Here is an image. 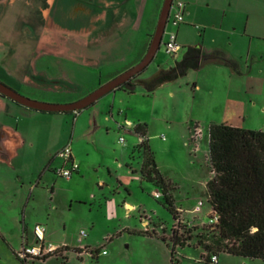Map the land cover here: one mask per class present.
I'll return each instance as SVG.
<instances>
[{
	"label": "rangeland",
	"instance_id": "1",
	"mask_svg": "<svg viewBox=\"0 0 264 264\" xmlns=\"http://www.w3.org/2000/svg\"><path fill=\"white\" fill-rule=\"evenodd\" d=\"M38 1L39 7L34 8ZM164 1L125 2L129 25L118 29L117 37L126 35L137 16L141 22L130 35L131 43L127 48L124 45L111 49L109 41L94 42L91 37L84 43L68 36L55 40L50 46H37V35L42 32L54 34L52 31L55 29L50 28L51 17L58 24H70L78 29L79 24H89L88 15L81 12L74 18L69 6L66 10L60 6L61 10L46 20L47 0H8L5 10L0 11V81L32 100L55 104H68L66 100L72 99L78 101L119 76L114 74L138 58L137 63L122 73L140 63L152 42ZM180 1L186 5L185 21L177 27L170 24L168 30L177 33L182 48L177 56L168 54L164 37L153 61L137 75V79L151 78L159 69L174 66L183 59L190 46L208 50L221 48L243 61L245 72L249 67L253 68L246 76L230 78L224 70L228 66L206 64L202 69H191L176 80L152 90L138 83L133 93L117 92L125 95V105L121 108L131 109L129 119L134 126L138 118H145L149 127V145L162 174L173 183L175 189L172 194L176 198V206L183 211L182 221L178 223L175 220L164 197L158 199L154 196L160 189L141 178L139 170L143 158L136 151L140 137L133 128L118 129L117 110L112 119L113 128H105L99 132L98 138L103 146L102 152L110 149L105 155L110 157L107 160L112 168L117 164L112 150L131 145L128 159L133 170L128 171L134 180L129 190L123 187L120 193L116 192L119 186L116 176H110L106 168L93 167L81 182L74 181L76 176L64 178L48 169L49 152L64 139L67 125L59 114L34 111L37 113L34 117H44L40 118L43 120L40 124L47 126L48 130L54 129L55 141L48 145L40 141L36 147H27L25 151L19 148V155L12 154L8 162L0 159V264H23L17 253L24 237H28L30 243L35 241L36 224L44 228L47 246L53 244L63 248L46 259L36 260L35 264H81L82 260L84 264H172L173 244L169 237L174 225L180 234L186 235L189 221L185 216H199L204 220L202 225L207 226L212 206L205 187L213 176L209 158V127L212 123L221 124L228 117L231 108L226 92L229 87L232 88L231 99V96L242 95L235 94L233 87L255 90H252L255 95H243L247 105L241 128L264 131V0ZM67 2L64 0L65 4ZM82 4L93 8L89 3ZM26 23L32 29L26 28ZM143 51L145 53L140 57ZM113 97L114 92H111L100 98L98 103L78 111L88 113L98 106L104 108L105 117L110 118L111 103L106 102L108 99L112 102ZM19 118L21 122L27 120V116ZM196 126L202 130V135L192 138ZM121 137L124 141L120 144ZM100 157L104 158L102 153ZM105 184L113 186L105 187ZM123 197L133 203L136 210L129 215L121 210L114 221L105 218V199H118L122 205ZM200 202L201 210L193 212ZM191 225L194 226L193 223ZM145 230L150 234H143ZM81 231L86 232L82 239ZM79 247L87 249L80 252ZM94 249L105 253L96 257L92 252ZM203 254L204 248L195 240L184 247L177 245L173 264H264L262 259L227 253H220L219 262L212 263L206 261Z\"/></svg>",
	"mask_w": 264,
	"mask_h": 264
},
{
	"label": "crops",
	"instance_id": "2",
	"mask_svg": "<svg viewBox=\"0 0 264 264\" xmlns=\"http://www.w3.org/2000/svg\"><path fill=\"white\" fill-rule=\"evenodd\" d=\"M47 1L49 3V8H47V15L45 16L46 20L48 16H53L54 12L60 11L61 10L60 6L63 7V10L69 9L68 8L69 6L70 7L69 10L72 12L73 6L76 4V1H79L81 3L84 2V3L91 4L93 8H88L86 7L85 4H82L74 8L75 9L74 11L77 12V15H74L75 16L74 18H76L81 12L88 15L89 24L87 23V25H89V27H87L86 23H83L84 25L81 26L79 24V27L77 29L76 28L77 26H70V24H64V25L58 24L59 22L56 21V19H53L51 17L50 21H51L52 27L50 28L55 29L52 31L54 34L53 36L51 34L45 35L42 32L40 35H37L38 37L37 46H39L40 44L44 46H50V44L51 43L53 44L55 40L56 41L63 40L65 36H68V38H72L74 41H81L84 43L87 42V38L90 39L91 37L93 39L92 41L94 42L104 43L106 41H109L108 43L112 44L111 49H113L114 46H116L115 48H118L119 46H124V45H125V48H127L129 43H131V39H129L130 35L134 32L136 27L139 26V23L141 22V19L139 18V16H137L133 25L130 26V29L126 32V35L124 37L122 36L118 38L116 35L117 30L123 27H128L129 25V17L123 5L125 2H122V0H93L89 2L85 0H68L67 4L64 3V0H47ZM28 2L30 3V1ZM231 5H232V2H231ZM36 6L39 7V1L33 7L36 8ZM43 13H45V11ZM94 22H96V25L93 26ZM25 26L26 28L32 29L31 25L29 26L27 24ZM45 27H47V25H45ZM46 30L47 29L45 28L44 32ZM87 44H90V41H88ZM147 46L148 45L146 44V47ZM148 47H150V45ZM201 49L203 52L202 55L211 53V54L217 55L219 57L218 58L219 60H221L222 57H225V58H229V59L236 61L237 63L236 68H233L227 65L226 63L219 62V61L218 62L212 61L210 63H207V64H218L222 66H228V67H225L227 69H224V70H227L226 71L227 75L230 78H240V77L246 76L253 69L252 67L251 68L249 67V71L245 72V68H244L245 66L243 64V61H241L235 56L233 57L227 54V52L221 50V48L220 49L214 48V49L208 50L207 48L201 47ZM144 51L142 52V55L140 57L144 55L145 53ZM139 59L140 58H138V60ZM138 60H135V62H132L127 67L122 68V70H119L114 75H117V74L121 75L124 70L128 69L129 67L137 63ZM205 66L207 65H202L200 66L199 69H202ZM148 79L149 78L141 80L138 78L136 81H134V84L135 85H137L138 83L145 84V81ZM233 88H234L235 94H242V95L241 96L239 95V97H236V98L235 96H231L232 97L231 99L230 93H231L232 88L231 87L228 88L226 92L227 97H228L227 101H229V108H231V111L228 113L229 115L227 114L228 117H225L223 119V122L221 123L230 124L236 127H241L242 126L241 119L246 112L245 107L247 105L245 101V97H246L245 94L247 96H248L247 93H251L255 95V93L253 92L255 90H253L252 88L247 89V87H243V89L241 87L240 88L233 87ZM116 90H115L116 93L115 91H112L114 92V97L112 99V102L110 101V99H108V101L106 102V103H111L110 118L105 117V114L103 112L104 108H100L98 106L95 107L92 111H89L88 113H85V112L80 113L79 111L47 113V114H59L58 116H61L60 118L65 120L66 125H67L66 136L64 137L63 140H60L59 142H57L56 144L57 147L54 150L49 152L50 155H49V160H48L49 164L47 166L48 169H51L54 173H56L55 172L56 168L64 166L63 160L57 156V153L64 146H66L67 144H70L72 148L73 157L80 164L79 170L72 176V178L76 176L74 178L75 182H81L82 180H84L86 174L91 169H93V167L95 168L100 167V168H106L110 176L112 177L116 176V179L119 185L116 188L117 193H120L121 192L120 189H122L123 187L129 190V187L134 180L132 174L129 173L128 171V170H133V167L129 166V159H128L131 145L129 144L122 145L119 147V150L115 149L116 147L112 150L113 156L116 157V161H117V164L115 165L117 170L115 171V167L112 168V166H110L107 160L110 157L105 155V152L110 149L106 151L103 150L102 152L101 147L103 146L98 138L99 132H103L105 128L107 129H109L110 127L113 128L114 123L112 119L114 117V112L116 110L119 114L118 116L119 121L118 122L116 121V126L118 127V129L120 130L122 129L119 126L121 124H125L127 122L131 123V120L129 119V113H128L129 110L131 109H127L126 111V110H123V108H121V105H125L126 97H124L125 95H119V93L117 92L121 91L122 94H130V93H133L134 90L133 91L128 90L124 86H121ZM110 93L111 92H109L108 94ZM243 95L245 97H243ZM106 98H109V97H106ZM48 101H55V100H48ZM66 101L69 103H73L77 100L72 99V100H66ZM95 103H98V100ZM127 105H129V103ZM106 106L108 107V105ZM33 112L34 110L29 111V109H24V107H20L18 103L13 100L11 101L6 98H0V159L1 160H6L8 162L10 161L12 154H16V156H18L20 152L19 148H22L25 151L26 150L25 148L27 147L29 148L36 147L40 141L47 142V145L49 144V142L55 141V137L53 136L54 129L51 127V130H48L47 126L40 124V122L43 121L40 118H44V117H34V116H37V115H34L37 113H33ZM41 114H44V113H41ZM21 115L22 117L27 116V120L26 121L24 120L23 122H21V118H19L21 117ZM138 119L139 120L137 124L139 123L145 124V121H146L145 118H138ZM148 128L149 127L147 125V133H148ZM121 138H120V144L122 143ZM208 143H209V139H208ZM101 153H102V156H104V158L100 157ZM104 159H106L107 161H105ZM155 160H156V157H155ZM141 165H142V162H141ZM158 169H159V166H158ZM113 171H114V175H113ZM159 171L161 172L160 169ZM139 173H140V170H139ZM105 185H106L105 187H111V188L113 186V184H105ZM173 197H174V201L176 205V202H177L176 198L175 196ZM123 199L124 200H122V205H119L118 199L116 200L114 198L105 199V203L103 206L105 218L111 221H114L119 217L121 210L127 213L128 215L132 211L136 210L135 205L131 203L129 200H127L126 197H123ZM176 208L181 209L179 206H176ZM185 218L189 222L193 223L196 227H200V225L204 224V220H202V218H200L199 216H194L193 218L185 216ZM199 220L201 222H197ZM145 225H147V222H145ZM23 239H24L23 242L26 241L28 245H31V244L34 245L36 242V239H35V241L33 242L34 244L30 243L28 237H24ZM78 251L83 252V249L79 247ZM94 252L96 253L95 255L96 257L100 256L101 253L102 254L105 253V251L100 252L99 249H94ZM217 262H219V256H218ZM81 264H84L83 260L81 261Z\"/></svg>",
	"mask_w": 264,
	"mask_h": 264
},
{
	"label": "trees",
	"instance_id": "3",
	"mask_svg": "<svg viewBox=\"0 0 264 264\" xmlns=\"http://www.w3.org/2000/svg\"><path fill=\"white\" fill-rule=\"evenodd\" d=\"M202 53L201 46H190L181 61L169 68L159 69L145 81V85L152 90L176 80L191 69H199ZM221 61L237 67L232 59L222 57ZM0 96L8 98L3 94ZM133 131L142 137L136 147L143 158L140 174L160 189L166 206L177 220L178 212L172 194L175 188L158 169L147 138V124L139 123ZM208 135L213 176L206 184V194L219 220L214 225L201 227L188 222L186 235L180 234L174 225L169 237L173 244L171 262L173 264L175 260L177 245L184 247L194 240L204 248L203 258L208 262L215 263L212 256H219L220 253L264 260V131L221 123L211 124ZM142 233L150 234L149 230ZM163 239L166 240V237L163 236ZM22 263L26 264L25 261Z\"/></svg>",
	"mask_w": 264,
	"mask_h": 264
},
{
	"label": "built area",
	"instance_id": "4",
	"mask_svg": "<svg viewBox=\"0 0 264 264\" xmlns=\"http://www.w3.org/2000/svg\"><path fill=\"white\" fill-rule=\"evenodd\" d=\"M185 13H186V5L180 0H173L168 22L165 27V32L163 35V37H166L164 43L166 46V51L168 54L172 56H177L178 52L182 47L177 41V33L172 30H168V26L171 24L172 27H177L181 23H183L185 21ZM119 126L124 130H130V128L132 129L135 127L129 122L125 124H121ZM201 135H202V130L198 126H196L193 131L192 138H197ZM140 140H142V137H140ZM121 141L123 142L124 139L121 138ZM57 156L63 160L64 166L56 168L55 169L56 174L64 178H72V176L79 170L80 164L73 157L71 145L67 144L62 149H60L59 152L57 153ZM154 196L160 199L162 198V192L156 190ZM201 205L202 202H200V204L193 209V212H199L201 210ZM177 212L178 215L176 221L179 223L180 221H182L181 217L183 211L181 209H178ZM209 216L210 219L207 225H214L218 222L219 216L213 209L209 213ZM34 235L36 238V243L34 245H28L27 242L24 241L21 249L17 253L18 257L22 261H25L26 264H35L36 260L45 259L46 257L54 255L55 253L59 252V250L63 248V247L55 246L53 244H49L48 246L46 245L45 231L40 224H37L35 226ZM84 236H86V232L81 231L80 239H82ZM82 249H87V247H83ZM92 252L95 253L94 250H92ZM212 261L217 262L218 256L217 255L212 256Z\"/></svg>",
	"mask_w": 264,
	"mask_h": 264
},
{
	"label": "water",
	"instance_id": "5",
	"mask_svg": "<svg viewBox=\"0 0 264 264\" xmlns=\"http://www.w3.org/2000/svg\"><path fill=\"white\" fill-rule=\"evenodd\" d=\"M127 1L129 0H124L123 2H127ZM172 2L173 0L164 1L152 42L150 44V47L146 55L140 61V63H138L131 69L125 71L121 75L115 77L106 84L102 85L101 87H99L98 89L87 95L86 97L68 104L45 103V102L32 100L28 97L23 96L22 94L18 93L16 90L9 87L2 81H0V94H3L6 97L10 98L11 100L16 101L28 108L35 109L38 111L73 112L88 108L89 106L94 104L97 100L102 98L104 95L108 94L109 92L115 91L121 86H124L126 89L131 91L135 90L136 85L132 83L133 78L148 67V65L153 61L154 57L156 56L160 48L163 35L165 32V27L168 22ZM201 58H202L201 66L206 65L207 63H210L212 61L222 62L221 60L218 59L219 57L217 55L211 53L203 54Z\"/></svg>",
	"mask_w": 264,
	"mask_h": 264
},
{
	"label": "flooded vegetation",
	"instance_id": "6",
	"mask_svg": "<svg viewBox=\"0 0 264 264\" xmlns=\"http://www.w3.org/2000/svg\"><path fill=\"white\" fill-rule=\"evenodd\" d=\"M7 1L8 0H0V11L2 12V11H4L5 10V6H6V4H7ZM12 1H14V0H12ZM80 5H82V3L81 2H79V1H76V4L73 6V9H72V12H73V16L74 15H77V12H75L74 10V8L75 7H78V6H80ZM49 8V7H48ZM137 80V78H136V76L133 78V80H132V83H134V81H136Z\"/></svg>",
	"mask_w": 264,
	"mask_h": 264
}]
</instances>
